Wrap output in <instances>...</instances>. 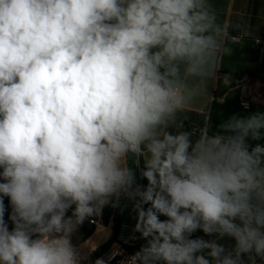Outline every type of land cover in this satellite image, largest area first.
I'll return each instance as SVG.
<instances>
[{"label": "clouds", "instance_id": "9594fccd", "mask_svg": "<svg viewBox=\"0 0 264 264\" xmlns=\"http://www.w3.org/2000/svg\"><path fill=\"white\" fill-rule=\"evenodd\" d=\"M245 39L210 0H0V264H88L79 226L128 202L119 264H264V111L179 123Z\"/></svg>", "mask_w": 264, "mask_h": 264}, {"label": "crops", "instance_id": "0c3cea01", "mask_svg": "<svg viewBox=\"0 0 264 264\" xmlns=\"http://www.w3.org/2000/svg\"><path fill=\"white\" fill-rule=\"evenodd\" d=\"M210 3L216 11L218 22H223L226 18H231L233 22L242 21L250 26L255 35L259 36V42L245 39L241 45H234L233 54L225 58L220 69L218 74L220 79L209 85V95L205 100L206 109L204 105H201L180 115L179 123L184 125L186 130H191L196 134L199 133L206 120L211 124L212 130H216L219 123L233 114L240 115L253 111H264V0H210ZM243 74L256 77L253 101L248 104L247 109L243 108L245 103L242 101V92L237 83V80ZM223 77H229V85L223 84ZM257 84H259V87H257ZM261 143H264V141H261ZM142 167L143 160L141 159L137 166L138 182L146 184V179H139V169ZM5 204L8 206L7 198H5ZM10 211L11 208L8 206V212ZM8 212L5 215L6 220ZM116 213L117 207L105 206L101 215L86 219L79 226L73 241L88 256V263L94 253L112 238L116 226ZM135 215L132 210V202H128L127 207H122L121 228L117 243L131 246H140L143 243L142 240L133 241L131 239L132 230L136 223ZM92 220L96 222L93 223ZM194 235L204 236L199 231ZM204 238L208 239L209 237L205 236ZM219 242L225 245L234 244V241L229 238Z\"/></svg>", "mask_w": 264, "mask_h": 264}, {"label": "built area", "instance_id": "2783aa9c", "mask_svg": "<svg viewBox=\"0 0 264 264\" xmlns=\"http://www.w3.org/2000/svg\"><path fill=\"white\" fill-rule=\"evenodd\" d=\"M255 80H256V77L250 74H243L237 80L238 86L240 87L241 92H242V101L244 103L250 104L253 101ZM92 222L94 223L96 221L92 220ZM130 246L131 245H128V244L116 243L109 250H107L101 257H104L107 260L109 255L112 254L115 256V258L110 261V264H119V261L121 259L130 255L135 250H137V249L130 248ZM121 251L124 253V257H122L119 254Z\"/></svg>", "mask_w": 264, "mask_h": 264}, {"label": "water", "instance_id": "95a60500", "mask_svg": "<svg viewBox=\"0 0 264 264\" xmlns=\"http://www.w3.org/2000/svg\"><path fill=\"white\" fill-rule=\"evenodd\" d=\"M131 165L133 167H136L134 163L131 161ZM137 180H138V172H137ZM122 207L123 204L120 206H117V213H116V226H115V231L110 240H108L102 248L97 252V254L91 259V261L88 264H92V262L95 261L96 258L101 257L110 247H112L114 244L117 243L118 241V236L121 228V213H122Z\"/></svg>", "mask_w": 264, "mask_h": 264}, {"label": "trees", "instance_id": "16d2710c", "mask_svg": "<svg viewBox=\"0 0 264 264\" xmlns=\"http://www.w3.org/2000/svg\"><path fill=\"white\" fill-rule=\"evenodd\" d=\"M102 248V246L94 253V255H93V257L97 254V252L100 250ZM130 248H132V249H138L139 248V246H130ZM92 257V258H93Z\"/></svg>", "mask_w": 264, "mask_h": 264}, {"label": "rangeland", "instance_id": "374dc122", "mask_svg": "<svg viewBox=\"0 0 264 264\" xmlns=\"http://www.w3.org/2000/svg\"><path fill=\"white\" fill-rule=\"evenodd\" d=\"M110 248H111V247H110ZM110 248H109V249H110ZM109 249H108V250H109Z\"/></svg>", "mask_w": 264, "mask_h": 264}]
</instances>
